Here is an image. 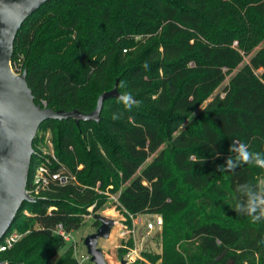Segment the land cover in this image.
<instances>
[{"label": "trees", "instance_id": "16d2710c", "mask_svg": "<svg viewBox=\"0 0 264 264\" xmlns=\"http://www.w3.org/2000/svg\"><path fill=\"white\" fill-rule=\"evenodd\" d=\"M263 40L264 0H51L41 6L21 26L12 57L17 72L27 70L35 102L88 113L119 79V91L131 92L140 105L128 111L108 98L100 122L40 125L27 187L47 156L37 146L41 130L52 132L55 154L75 178L52 181L42 198L24 203L9 232L25 236L0 252V260L81 264L55 229H79L101 209L110 179L118 176L126 184L119 192L126 212L163 217V249L143 251L149 261L264 264L258 243L264 221L253 224L233 209L237 185L255 183L264 169L218 167L232 155L233 140L264 153V47L244 63ZM223 206L226 215L217 211ZM126 245L134 247V240ZM126 252L119 247L120 257Z\"/></svg>", "mask_w": 264, "mask_h": 264}, {"label": "water", "instance_id": "95a60500", "mask_svg": "<svg viewBox=\"0 0 264 264\" xmlns=\"http://www.w3.org/2000/svg\"><path fill=\"white\" fill-rule=\"evenodd\" d=\"M49 1L0 0V242L24 203L38 200L27 193V185L35 153L33 144L40 125L48 119L72 118L78 126L81 121L100 122L105 100L118 98L121 93L117 79L115 86L103 92L96 108L88 113L78 109L54 110L35 102L27 81V70L15 71L12 57L21 26ZM93 217L100 224L95 232L85 237L84 244L92 262L108 264L99 241L110 238L116 220L98 212L93 213ZM0 264L5 262L0 260ZM121 264L127 263L122 259Z\"/></svg>", "mask_w": 264, "mask_h": 264}, {"label": "rangeland", "instance_id": "374dc122", "mask_svg": "<svg viewBox=\"0 0 264 264\" xmlns=\"http://www.w3.org/2000/svg\"><path fill=\"white\" fill-rule=\"evenodd\" d=\"M263 47H264V40L253 49L250 55H246L244 63L249 62L250 57L256 54V52L262 49ZM235 72L227 75L226 79L216 89L217 93L218 92L223 93L224 87L229 83L232 75L235 74ZM209 100L210 99L201 103L196 109V111L194 112L193 116L201 115ZM103 115L106 116L108 119H111V120L113 119L112 114L104 113ZM193 116H191V118L187 121V123L192 119ZM40 137H41V140L37 144L38 148H41L43 150V153L55 152L52 132H50L49 130H41ZM164 147L165 146H162L161 149ZM101 151L106 155V152L102 150V148H101ZM153 158H154V155H152L147 160V162L142 168L148 165L152 161ZM125 186H126L125 183L120 182V180L118 181V176L111 178L107 186L108 187L107 191L105 192L107 198L104 204L102 205L101 209L97 211L98 213L104 216L114 218L115 220L118 221V223L115 225V227L112 230L110 238L100 239L99 241V247H101L103 251L105 252L108 262L119 261L120 259V256H119L120 238L118 234H119L120 229H122L121 228L122 222L129 224L130 217L128 213L126 212V210L120 205V202H119V192ZM112 189H115L116 191H112ZM217 211L220 212V214L222 215H226L228 213L227 208L224 206L217 209ZM156 215L158 214H146V215L144 214L141 216L142 222L136 223L134 225V228L136 230L135 238H134V247H135V250L137 251V254H139V256H143L142 254L143 251H149L153 253L162 252L163 241L160 235H161L163 227L159 233L151 231L147 228V224L149 222L156 220ZM95 221L96 220L94 219L92 215L87 216L85 223L79 229L74 230V239L71 243H67V246L65 247L64 250L70 249L74 257H76L79 260H84L86 256H88L87 248L84 244V239L88 234L93 233L97 230L98 226H96ZM24 236H25V233H23L21 239ZM59 255L56 257H59ZM49 261L50 263L54 264L53 259ZM151 263L158 264V263H153V262ZM138 264H148V263H146L145 261H139Z\"/></svg>", "mask_w": 264, "mask_h": 264}, {"label": "built area", "instance_id": "2783aa9c", "mask_svg": "<svg viewBox=\"0 0 264 264\" xmlns=\"http://www.w3.org/2000/svg\"><path fill=\"white\" fill-rule=\"evenodd\" d=\"M13 65V63H12ZM15 70V68L13 67ZM16 71V70H15ZM21 73V72H19ZM43 107H48L46 102H43ZM46 156V159L41 161L33 174L32 180L30 182L29 187H27V193L31 195L34 198H42L43 197V191L47 190L50 187V184L52 181H59L61 183H66L70 181L71 179L75 178L71 175V173L67 172L64 166L62 165L61 161L55 154V152H48L43 153ZM59 164L61 167L54 171L53 165ZM92 207H90V210L92 211ZM28 213V212H27ZM93 213V212H92ZM90 214L93 216V214ZM132 223L131 225L128 223H121V228L119 231V238H120V247L127 248V252L124 256H121L119 261L114 262H108V264H121V260L124 259L127 264H138L139 261H145L148 264H152L149 262V260L145 256H139L137 254V251L135 250V247H127L126 243L128 240L135 238V228L134 225L136 223H141L142 218L141 214H132L127 212ZM118 221L116 220V224ZM164 225L163 217L159 214L156 215V220L151 221L147 224V228L151 231H154L156 233L160 232L162 227ZM55 233L61 235L64 240L67 243H71L74 239V230L67 231L62 224H59L56 229ZM23 233L19 232L18 230H13L11 232H8L4 238L0 242V252L6 251L14 246L15 243H17ZM107 259V258H106ZM79 260V259H78ZM81 264H95L91 261V256L88 254L84 260H79ZM5 264H7L6 261H4Z\"/></svg>", "mask_w": 264, "mask_h": 264}, {"label": "clouds", "instance_id": "9594fccd", "mask_svg": "<svg viewBox=\"0 0 264 264\" xmlns=\"http://www.w3.org/2000/svg\"><path fill=\"white\" fill-rule=\"evenodd\" d=\"M148 69L147 62L142 66ZM124 82L121 81L120 87L124 88ZM119 101L124 105V108L131 111L134 106L138 107V101L131 92L122 91L118 97ZM155 99V97H153ZM113 120L121 118V114L113 113ZM232 153L227 159L225 165H220V172L234 171L241 164H254L256 167L264 169V153L250 150L247 143L233 140L229 148ZM193 164L203 161H198L194 157H189ZM236 191L239 195L233 209L238 215H244L250 218V222L255 224L264 221V177L257 178L255 183L244 182L237 185ZM258 243L264 244V239Z\"/></svg>", "mask_w": 264, "mask_h": 264}, {"label": "crops", "instance_id": "0c3cea01", "mask_svg": "<svg viewBox=\"0 0 264 264\" xmlns=\"http://www.w3.org/2000/svg\"><path fill=\"white\" fill-rule=\"evenodd\" d=\"M144 215V214H141V216ZM146 215V214H145Z\"/></svg>", "mask_w": 264, "mask_h": 264}]
</instances>
